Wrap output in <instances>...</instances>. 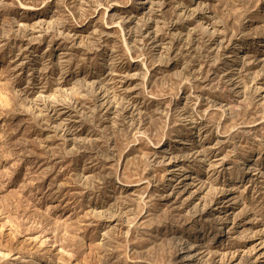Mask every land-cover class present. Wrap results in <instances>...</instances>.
I'll use <instances>...</instances> for the list:
<instances>
[{"label":"rangeland","instance_id":"1","mask_svg":"<svg viewBox=\"0 0 264 264\" xmlns=\"http://www.w3.org/2000/svg\"><path fill=\"white\" fill-rule=\"evenodd\" d=\"M0 264H264V0H0Z\"/></svg>","mask_w":264,"mask_h":264},{"label":"bare ground","instance_id":"2","mask_svg":"<svg viewBox=\"0 0 264 264\" xmlns=\"http://www.w3.org/2000/svg\"><path fill=\"white\" fill-rule=\"evenodd\" d=\"M243 164L245 163V162H242Z\"/></svg>","mask_w":264,"mask_h":264}]
</instances>
